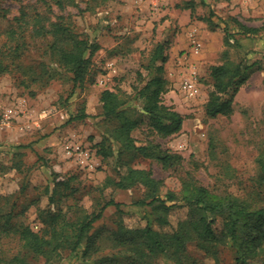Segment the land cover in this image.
<instances>
[{
  "label": "rangeland",
  "instance_id": "obj_1",
  "mask_svg": "<svg viewBox=\"0 0 264 264\" xmlns=\"http://www.w3.org/2000/svg\"><path fill=\"white\" fill-rule=\"evenodd\" d=\"M45 1L51 0H0V28H7L23 13L33 16L36 12H48ZM191 1L195 3L193 13L185 8ZM203 2L110 0L98 4L92 0H73L65 2L64 11L53 6L55 15L70 18L80 37L98 43L101 48L93 57L92 77L84 89L74 88L69 74L32 82L31 75L34 69L40 73L41 63L56 68L50 63V57L44 55L50 36L29 37V48L20 62L22 69L0 78V165L8 169L0 176V198H4L2 203L7 199L11 204L16 203L17 212L22 214L21 221L35 231L41 228L37 210L47 207L45 191L54 179L74 177L72 185L80 191L71 203L94 211L96 199L100 197L98 189L107 178L118 179L112 160H104L97 153L103 138L116 127L101 117L100 95L103 90L115 87L131 93L133 85L141 79L139 74L146 77L144 67L148 54L160 41L169 42L165 72L169 90L163 102L183 116L184 126L179 134L161 139L148 138L145 125L134 137L138 145L154 141L163 149L181 155L184 161L169 169L154 159L136 155H126L124 162L135 169L151 170L155 178L163 181L164 191L179 193L193 179L215 193L249 200L254 209L262 205L264 171L258 158L264 155V0ZM211 10L222 28L228 26L233 37L231 46L225 45L222 29L213 31L202 21ZM235 21L263 30L256 36L246 35ZM195 39L202 44L198 54L193 51ZM248 57L260 61V67L250 72L247 83L235 98L233 113L214 119L206 116L211 67L240 63ZM29 67H34L32 73ZM193 71L200 88V94L194 98L186 95L182 87ZM79 109H84L88 117L71 121ZM8 112L11 116L6 118ZM18 153L22 156L15 158ZM15 160L21 170L12 168ZM102 194L103 203L114 200L124 205L125 212L120 215L115 207L107 208L103 219L96 224L97 231L102 230L104 235L115 230L119 222L128 227L145 225L146 209L134 204L145 198L143 188L123 191L112 187ZM187 214L186 208L174 210L170 225L164 230L175 229ZM213 219L215 228L222 230L225 215H215ZM261 226L264 227L261 219H240L239 234L244 246L253 245ZM247 239L251 242L246 244ZM1 248L8 258L21 250L17 238L13 237L4 240ZM188 254L199 264H216L194 243L189 245ZM220 256V264H235L236 249L225 247ZM155 264L172 263L159 258Z\"/></svg>",
  "mask_w": 264,
  "mask_h": 264
},
{
  "label": "trees",
  "instance_id": "obj_2",
  "mask_svg": "<svg viewBox=\"0 0 264 264\" xmlns=\"http://www.w3.org/2000/svg\"><path fill=\"white\" fill-rule=\"evenodd\" d=\"M66 1L73 0L45 1L48 12H36L33 16L23 13L7 28H0V78L22 69L20 62L29 48V37L50 36L51 42L44 55L50 57V63L55 64L56 68L41 63L38 73L34 67H29V73L34 69L32 82L37 83L44 77L50 81L62 74H69L71 77L68 79L74 88L86 87L92 77L93 57L101 47L80 37L70 18L55 15L53 6L64 11ZM92 1L105 4L110 0ZM185 8L193 13L194 1L187 2ZM215 18L216 14L211 10L208 18L202 21L213 31L222 29L225 45L231 46L233 37L228 26L222 28ZM235 22L246 35L256 36L263 30ZM235 44L242 48L238 41ZM168 49V41L154 45L144 67L147 75L142 78L143 75L139 74L141 79L133 85L131 93L115 87L103 90L100 95L101 117L104 121L115 123L116 127L103 138L97 153L104 160H112L118 174V179L109 177L98 189L100 197L105 189L112 187L123 191L143 188L145 198L134 204L146 209L143 216L145 225L128 227L124 222H119L115 230L103 235L102 230H96V224L103 219L106 209L115 207L123 215L124 205L114 200L103 203L98 197L94 211L89 212L78 203H71L80 191L72 185L74 177L54 179L45 191L47 207L37 210L41 224L38 231L21 221L22 214L17 212L16 203L11 204L9 199L2 203L4 198H0V264H63L66 260L70 264H155L159 258L168 259L172 264H199L188 254L191 243L207 257L213 258L216 264H220L221 250L229 246L236 249L235 264H264V227L258 229L251 247L243 245L239 234L241 218L254 217L264 221V201L254 209L249 200L215 193L193 179L179 193L164 191L163 181L155 178L151 170L135 169L124 162L126 155H136L154 159L169 169L184 161L181 155L163 149L154 141L148 140L138 145L139 141L134 137V133L145 125L144 132L148 138L167 139L183 129V116L163 102V96L169 90V81L165 77ZM256 67H260V61H253L249 57L240 63L228 62L211 67L206 116L214 119L231 115L236 96ZM87 117L85 110L79 109L71 121ZM20 156L18 153L15 158ZM258 164L264 171V155L258 158ZM12 168L21 170V165L15 160ZM7 170L0 165V176ZM181 208L188 210L186 218L172 231H165L170 225L172 212ZM215 215L226 217L222 230L215 228ZM12 237L17 238L21 250L8 258L1 246L4 240ZM248 242H251L250 239L245 243Z\"/></svg>",
  "mask_w": 264,
  "mask_h": 264
},
{
  "label": "built area",
  "instance_id": "obj_3",
  "mask_svg": "<svg viewBox=\"0 0 264 264\" xmlns=\"http://www.w3.org/2000/svg\"><path fill=\"white\" fill-rule=\"evenodd\" d=\"M202 49V44L197 41V39H195L193 41V51L198 54L200 53ZM196 72H192L190 74V77L187 78L184 82H183V91L186 95H188L189 97H197L200 94V88L198 86V83L196 82V78H195ZM11 116V112H8L5 117L9 118Z\"/></svg>",
  "mask_w": 264,
  "mask_h": 264
}]
</instances>
